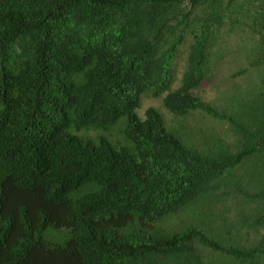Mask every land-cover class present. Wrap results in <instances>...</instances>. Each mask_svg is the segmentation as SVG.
I'll use <instances>...</instances> for the list:
<instances>
[{
  "label": "trees",
  "instance_id": "trees-1",
  "mask_svg": "<svg viewBox=\"0 0 264 264\" xmlns=\"http://www.w3.org/2000/svg\"><path fill=\"white\" fill-rule=\"evenodd\" d=\"M0 264H264V0H0Z\"/></svg>",
  "mask_w": 264,
  "mask_h": 264
},
{
  "label": "rangeland",
  "instance_id": "rangeland-1",
  "mask_svg": "<svg viewBox=\"0 0 264 264\" xmlns=\"http://www.w3.org/2000/svg\"><path fill=\"white\" fill-rule=\"evenodd\" d=\"M181 72L183 71V63L181 64ZM181 72L179 77H181ZM177 87V86H176ZM250 88V83L242 79H234L231 77V71L229 68H222V70L217 73L212 80L207 81L203 86L196 91V94L200 96L206 102L212 103L215 106H230L232 101L237 96L245 95ZM154 107L158 109L164 116L167 125L171 128H178L180 126L186 128L188 131H194L196 137L211 135L216 130L215 123L209 120L203 119L201 115H194L188 117V119H176L174 118L163 106L162 99H154L146 97L143 99L142 108L138 111L141 118H144L145 111ZM207 123V126L204 125ZM220 133H223V128L220 126L217 129ZM93 136L95 133H91ZM216 222L214 224L213 232L215 235H219L220 228L217 220V216H213Z\"/></svg>",
  "mask_w": 264,
  "mask_h": 264
}]
</instances>
